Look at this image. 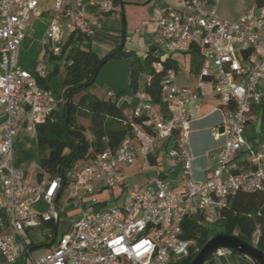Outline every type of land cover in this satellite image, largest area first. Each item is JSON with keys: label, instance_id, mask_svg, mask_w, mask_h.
Returning <instances> with one entry per match:
<instances>
[{"label": "built area", "instance_id": "obj_1", "mask_svg": "<svg viewBox=\"0 0 264 264\" xmlns=\"http://www.w3.org/2000/svg\"><path fill=\"white\" fill-rule=\"evenodd\" d=\"M219 1L209 0L205 9V0H180L185 13L171 11L155 21L166 54L198 51L192 89L175 86V72L167 70L161 104L142 90L134 93L136 105L124 122L129 134L115 148L106 146L62 176L42 172L31 184L13 166L14 139L20 130L35 134L36 125L54 118L63 103L37 78L48 74V57H63L66 47L78 45L77 37L92 38L100 19L119 9L114 0H53L52 6L49 0H0V264H177L197 250L184 237L186 219L211 223L237 193L264 194V152L245 137L246 125L255 122L252 108L264 103V0L234 23L218 18ZM43 16L42 52L30 72L18 64V54L31 20ZM205 98L215 100L213 110L223 114L212 135L224 143L211 158L210 178L198 182L185 150L188 107ZM243 153L246 166L238 168L234 161ZM137 160L145 169L168 170L130 188L123 168ZM115 187L121 204L105 209L95 195ZM69 209L81 215L65 222ZM42 228L47 232L37 242ZM50 243L55 248L35 261L32 250ZM231 254L224 248L213 252L214 259Z\"/></svg>", "mask_w": 264, "mask_h": 264}, {"label": "trees", "instance_id": "obj_2", "mask_svg": "<svg viewBox=\"0 0 264 264\" xmlns=\"http://www.w3.org/2000/svg\"><path fill=\"white\" fill-rule=\"evenodd\" d=\"M114 3L119 5L120 1L114 0ZM76 40L78 45L69 49L66 47L62 51L63 57H48V74L43 79L37 78V84L41 88L50 91L56 99L63 100L62 105L59 106L63 113L61 121L55 120L52 114L44 123L35 127L38 152L44 150L48 152L39 160L40 172L36 175L37 180L42 178V172L47 178L62 176L66 170L81 164L86 158L100 152L106 146L115 148L125 135L129 134L124 122L128 121L127 110L131 109V105L127 100L122 99L123 94L116 93L114 99H99L87 92V89L95 83L96 80L92 81L93 76L103 62L115 58L129 60L131 94L134 95L138 90H142L153 104H161L160 83L167 70L171 69L175 73L178 70L175 60L171 57H162L154 50L148 52L142 60L134 52L125 51L122 47L100 58L88 47L87 39L77 37ZM31 43L32 41H27L26 38L22 49L31 48ZM40 54L41 52L39 55L37 53L38 58ZM190 54L191 71L196 74L201 64L200 57L195 48L190 49ZM19 63L30 72L35 66V64L29 66L21 60ZM156 64L159 69L154 67ZM142 76H144L143 81H141ZM147 77H150L149 82L146 81ZM258 109L260 121L264 122V103L260 104ZM138 122L141 123L140 120ZM90 149L92 152H89ZM151 165H154L153 160ZM199 220L198 223L193 219L184 221V237L194 240L197 250L177 264H189L203 245L218 234L234 235L264 252L263 193H237L229 199L217 219L211 223L203 217ZM213 230L217 232L211 236ZM256 232L259 234L255 242ZM232 254L239 255L233 251ZM205 263L214 264V255L211 254Z\"/></svg>", "mask_w": 264, "mask_h": 264}, {"label": "crops", "instance_id": "obj_3", "mask_svg": "<svg viewBox=\"0 0 264 264\" xmlns=\"http://www.w3.org/2000/svg\"><path fill=\"white\" fill-rule=\"evenodd\" d=\"M119 1L121 4L119 3V10L116 13L103 16L100 19V29L92 38L86 41L88 47L100 58L110 51L122 47L125 51L134 52L140 60L148 52L154 50L156 54L162 55V57H171L176 61L178 70L175 73V86L192 89L194 86V73L191 71L192 56L190 51L187 53L166 54L162 48L163 40L155 27V21L161 14H167L171 11L186 12L180 0ZM208 1L205 0V9L210 8L207 4ZM257 1L239 0L234 3L233 0H220L219 6L217 5L218 8H216V14L220 20L230 23L238 22L248 11L253 9ZM223 2L224 5H222ZM154 67L159 69L157 64ZM261 87L264 88V83L261 84ZM112 94L115 95L116 92H112ZM122 99L127 100L131 107L135 101L133 97H124ZM216 105L215 100L205 98L198 102H191L188 107L189 112L192 114V119L189 124L188 141L185 145V150L190 160L191 177L198 182H203L210 178L213 166L211 158L224 143V137L215 140L212 135V129L219 127L223 119L221 111L213 110ZM258 107L255 106L251 110V115L255 118V122H249L246 125L245 137L250 146L264 152V140H255L253 138V130L255 131L256 126L262 123ZM127 113H130V109L127 110ZM20 134L22 135L21 137H19ZM29 139H31L30 135L20 130L14 139V147L24 141L28 143ZM34 140L36 143L35 134ZM246 160V155L243 153L237 156L234 163L238 168H243L246 166ZM137 164H141V162L138 160ZM13 166L24 172L23 167L16 158L13 160ZM151 166L153 167V165ZM161 168L164 172L168 170L165 165ZM25 179L27 180L26 175ZM214 264H252V262L243 256L231 254L223 258L214 259Z\"/></svg>", "mask_w": 264, "mask_h": 264}, {"label": "rangeland", "instance_id": "obj_4", "mask_svg": "<svg viewBox=\"0 0 264 264\" xmlns=\"http://www.w3.org/2000/svg\"><path fill=\"white\" fill-rule=\"evenodd\" d=\"M239 0H233L234 3ZM53 0H49V6H52ZM222 3V2H221ZM224 5V2L223 4ZM219 6V4H218ZM221 7V4H220ZM219 7V8H220ZM218 8V7H217ZM229 20V19H228ZM47 22V18L45 16L37 19H32L31 24L28 28V36L27 41H32L31 48L23 50L21 48L18 54V64L19 61L24 62L25 64L31 66L35 64L38 60V55L42 52V43H43V35L45 30V23ZM38 53V55H37ZM22 64V63H21ZM129 70L130 64L129 60L115 58L108 60L102 69L99 71L98 76L96 78L95 83L87 89V92L97 96L100 99H108L107 92H121L124 97H133L129 87ZM144 80V76L141 77V81ZM77 99V98H76ZM136 105V101H134L132 107ZM62 110L61 107H58L55 114V120H62ZM129 115V114H128ZM30 138L28 143L24 141L23 143H18L17 147L13 148V160L16 158L21 166L23 167L24 173L26 175L27 181L31 184H35L37 182V174L40 172L39 160L47 155V151L44 150L41 153L38 152L36 143L34 140V133H30ZM22 135L20 134L19 137ZM253 138L255 140L263 139L264 140V122L259 123L255 131L253 130ZM15 146V145H14ZM15 151V152H14ZM138 160L131 167H124L123 172L125 175V179L130 188L142 186L145 183H149L151 179L155 176L156 171L162 172V168H154L145 169L141 164H137ZM67 194L64 193V198H66ZM121 189L119 187H115L112 190L106 189L95 195V198L98 199L99 202L104 204V208H109L115 205L121 204ZM87 202V201H85ZM81 215L80 209H69V212L66 213L65 218L63 219L65 222H72L77 217ZM60 221V225H61ZM218 227H216L217 229ZM220 228H218L219 230ZM42 232H39L37 235L36 241H42L41 234H45L46 228H42ZM216 230L211 232V236L216 234ZM45 246L38 247L32 250L31 255L38 261L41 256L53 250L55 248L54 243H50Z\"/></svg>", "mask_w": 264, "mask_h": 264}, {"label": "water", "instance_id": "obj_5", "mask_svg": "<svg viewBox=\"0 0 264 264\" xmlns=\"http://www.w3.org/2000/svg\"><path fill=\"white\" fill-rule=\"evenodd\" d=\"M105 63L106 62H103L98 67L97 72L93 76V82L96 80L99 71L102 69ZM222 130L223 129L220 128L219 132H222ZM220 248L229 249L233 252H236L250 260L252 264H264V252L258 250L254 246L246 244L234 235L225 234H218L209 239L189 264H204L207 258L213 254L214 251Z\"/></svg>", "mask_w": 264, "mask_h": 264}]
</instances>
